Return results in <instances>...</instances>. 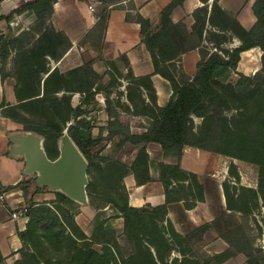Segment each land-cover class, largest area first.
<instances>
[{
    "label": "trees",
    "instance_id": "16d2710c",
    "mask_svg": "<svg viewBox=\"0 0 264 264\" xmlns=\"http://www.w3.org/2000/svg\"><path fill=\"white\" fill-rule=\"evenodd\" d=\"M53 1L25 0L8 12L0 13V19L6 22V29L0 30V74L15 76L13 92L16 98L15 102L0 100V108H4L9 118L22 123L25 130L41 135L50 158L58 155V141L63 130L67 129L68 135L88 162L85 188L89 199L92 198L98 173H102L109 184L123 188L125 196L121 201L115 197L109 199L113 214H105L101 210L94 213L88 235L75 220L78 202L66 192L51 189L47 184L37 185L34 176H24L15 184L7 185V189H21L23 202L18 206L26 207L25 226L17 229L22 243L17 250L19 257L9 264H168L166 256L171 252V245L178 246L186 238L174 229L169 219L165 225L160 223L167 210L166 203L174 199L168 188L170 178L188 180L184 196L191 198V201L186 202L189 206L194 204L195 199L203 200V185L194 172L183 170L178 163L158 161L155 166L160 169V179L165 186V203L149 206L150 209L130 205L121 179L132 171L138 181V174L146 169L147 144L158 145L165 155L177 159L185 145H193L253 163L257 168L256 188L239 185L235 197L225 188L226 207L245 213L258 205L264 207V0L254 1L252 9L256 21L249 29L241 25L232 10L218 5L217 0H213L209 13L207 5L193 12L195 20L190 30L182 21L173 23L165 8L159 11L157 19H149L137 11L126 13L127 19H135L140 24L139 39L151 54L155 72H162L161 63L171 59L173 52L196 46L200 49L193 77L181 70L176 71L175 76L165 74L170 81L171 92L162 105L155 103L150 75L135 77L136 83H144L151 101L146 105L143 100L140 101L138 86L127 93L133 110L145 111L150 117V124L144 132H129L118 124L117 114L112 108L106 107L108 126L121 133L120 142L127 140L142 144L130 166L112 154L102 152L99 144L101 132L94 133L92 130L97 125L96 116L94 113L93 116L89 114L97 109L98 102L94 94L99 85L94 86L95 81L88 78V85L84 87L87 71L93 70L90 61L66 71H60L56 66L51 68L47 62V55L58 58L71 44L64 31L54 28L48 32L40 31L32 37L27 48L22 46L15 51L13 69L9 71L6 68L11 53L10 45L17 35L11 24L15 13L26 10L30 15L43 18L51 13ZM177 1L181 3L183 0ZM105 10L99 13L100 26L104 23ZM199 11L203 12L201 20ZM206 18L211 31H214L211 33L226 31L230 36H236L240 43L230 48L219 47V50L204 46L206 50H202L205 43L202 41L209 39L206 36L207 28L204 32ZM198 22L200 26H197ZM194 32L196 39L191 40ZM221 37L224 38V35ZM60 39L65 40L63 49L50 50L49 47L56 48L59 45ZM209 41L215 43V47L223 43L220 40ZM253 46L262 49L260 68L250 74L237 71V77L229 80L231 72L237 68L240 52ZM112 67L119 70L116 63ZM128 71L131 69L128 68ZM74 76H77L83 87L67 86V79L71 80ZM73 91H79L82 95L74 106L71 95H68ZM53 110L59 112L60 120L53 115ZM194 115L201 117L199 124H194ZM97 159L104 161L103 167ZM179 189L182 186L178 188L177 195H180ZM35 191H53L55 198L37 202L32 197ZM118 216L123 217L122 233L132 241L126 255L120 251L119 236L112 224V218ZM234 237L233 240H225L230 245L239 246L237 250L247 255L249 264H264L261 247L252 249L244 234ZM95 243H99L100 248L94 247ZM163 247H167V250ZM177 249L181 254L178 264H206L186 255L185 249ZM253 250L258 253V259ZM233 253L225 248L213 257L221 261ZM171 262H177V258L173 257ZM0 264H8L1 251Z\"/></svg>",
    "mask_w": 264,
    "mask_h": 264
},
{
    "label": "crops",
    "instance_id": "0c3cea01",
    "mask_svg": "<svg viewBox=\"0 0 264 264\" xmlns=\"http://www.w3.org/2000/svg\"><path fill=\"white\" fill-rule=\"evenodd\" d=\"M104 1L105 0H98V2ZM126 1L127 0H114L106 5L105 19L103 25L99 29L101 33L99 38H101L100 41L105 45H109V50H98V48L93 45L94 41L92 40V35L94 38L95 32L98 31L99 13L92 12L93 9H89L88 6H82L81 2H84L83 0H56L52 9L51 21L56 30L65 32L71 44L63 51L60 57L52 59L50 65L51 68L56 66L60 71H66L81 65L83 63L81 54L85 53L83 55L87 56L86 61H90L93 70L98 71L103 68L104 74L102 83L99 84V80H96L94 83V86L100 85L99 89L94 94L98 106L93 112L96 119L99 121L96 122L97 125L94 126L92 130L94 133L98 131L101 132L102 139L99 144L102 151L112 154L116 159L130 166L142 144L132 143L127 140L120 142V138L122 137L121 133L115 132L113 128L108 126V112L106 107H111L113 111H115V109L111 106L108 93L102 90H104L103 88L106 84H109V79L111 77L110 73L113 68L112 64L116 63V65H118L119 61H124L125 63H123L122 67L118 65L120 70L127 72L128 68H130L134 76L149 74L151 84L154 88L155 103L162 105L168 99L171 92L170 81L165 74H172L175 76V72L181 70L190 77H193L196 71V62L200 58V49L196 46L188 50H179L177 53L173 52V57L171 59L164 60L161 63L160 67L162 72H155L151 54L145 44L139 39L138 33L140 24L135 19H127L125 17L126 13L131 12L133 14L137 11L149 19H157L159 11L165 8V11L169 14L173 23L182 21L185 23L187 29L190 30L195 20L193 12L198 7L207 5L209 13L213 0H183L181 3L177 0H132L133 5L131 6L126 5ZM254 1L255 0H217V3L223 8L232 10L241 25L249 29L256 21V16L252 9ZM5 5L6 3L1 5L3 10H0V13L8 12L10 9L17 6L18 3L9 4L7 9L4 8ZM206 27H211L207 18L204 32ZM5 29L6 22L0 19V30ZM81 37H84V43L77 45ZM237 40L239 39L237 38ZM202 42L207 43L205 39ZM239 43L240 40L235 45ZM84 44L89 47V50H83ZM79 46H82L83 49L79 50ZM261 50L259 46H253L241 51L236 70L250 74L259 69L261 66ZM120 81V86H124L128 88V90L125 89L123 93L124 107L116 111L118 124L128 129L131 133L144 132L150 124V117L145 111L137 112L133 110L132 101L127 93L133 90L135 86H138L141 88L140 101L143 100V104L146 105L151 103L146 92L147 89L143 82H133L129 77H122ZM74 93L75 92H72V94ZM6 95L7 101L15 102V96L12 93L9 92ZM98 95H100V97ZM79 101L80 100H78L77 103H79ZM76 104L72 103V105ZM0 120V133L4 135V132L13 126H6V122L12 123V121L3 109L0 111ZM0 150H2L1 153L4 157L10 156V153H7L5 145ZM146 151L148 154L146 169L144 172L138 174V181L132 171L127 172L121 179L126 189L128 203L138 207L148 205L155 206L165 203L166 190L160 179V169L155 166V163L158 161L169 164L178 163L183 170L192 171L197 175L199 182L203 185L204 198L203 200L195 199L194 204L191 206L186 205V202L191 201V198H187L181 194L177 195V190L181 186L182 188H186L188 180L170 178L168 188L171 189L170 194L174 195V199L166 203L167 210L160 223L165 225L167 219H169L176 231L182 235H186V233L194 229L195 226L212 220L215 217V213L208 203L209 194L201 179L202 169L206 167V161L201 160V158L203 155H206L205 153L208 151L199 149L193 145H185L179 159L174 156L165 155L158 148V145L147 144ZM1 163L2 161H0V164ZM24 164L25 162H23L21 168ZM217 165V161L212 159L211 167L213 166V168H216ZM27 173L28 172H22L20 169L19 172L9 175L8 172L0 170V180L6 185L15 184ZM7 197L12 198L14 204H10L8 200H6L5 203H0V251L5 257V261L9 264L14 258L19 257V252L17 250L21 247L22 243L17 235V229L24 228L25 220L24 217L13 218L11 216V211H9V208L12 209L20 202H23L21 189L17 187H14L12 190L9 189V195ZM32 197L37 202L48 201L55 198V193L53 191H35L32 193ZM75 220L82 230L89 235L92 224L80 221L79 213L75 214ZM116 222L117 227H120L122 231L123 217H116ZM175 255L181 254L177 249V245L172 244L171 252L166 256V260L170 261ZM38 264L44 263L40 262Z\"/></svg>",
    "mask_w": 264,
    "mask_h": 264
},
{
    "label": "rangeland",
    "instance_id": "374dc122",
    "mask_svg": "<svg viewBox=\"0 0 264 264\" xmlns=\"http://www.w3.org/2000/svg\"><path fill=\"white\" fill-rule=\"evenodd\" d=\"M56 0L53 1V5ZM84 2H81L82 6H88L90 3H93L94 9L92 12L100 13L102 9L106 8L107 4L110 1L114 0H105L104 2H98V0H83ZM117 1V0H116ZM22 0H1L0 1V10H3V7L1 5L3 3H6L4 6L5 9H7V6L9 4L18 3L21 4ZM132 0H127L126 5L131 6L133 5ZM17 5V6H18ZM52 5V6H53ZM89 8V6H88ZM90 9V8H89ZM200 20L202 19L203 12L199 11ZM52 17V11L49 15H46L43 18L35 17L33 15H30L27 13L26 10H23L19 13H15L14 19L12 21V26L15 30L16 38L10 45L11 53L9 55V62L6 65V68L11 71L14 64L15 59V51L19 48L24 46V48H27L29 46V42L31 41L32 37L34 38L36 34H38L40 31L45 30V32H48L49 30H52L53 28L56 30L55 26L53 25L51 21ZM197 26H200L199 22L196 23ZM101 28L100 24L98 26V31L95 32V36L92 40L93 45L98 48V50H109V45L104 44L102 41H100L101 38L99 29ZM208 30V33H206V36L213 41H222L221 45H217V47L214 46L215 43H212L207 39V43L201 47L202 50H206L204 46H209L210 50H219V47L224 48H230L233 47L235 44L238 43L239 40H237L236 36H230L226 31L224 33H211L214 31H211L210 27H206ZM23 30V31H22ZM22 31V32H21ZM94 34V33H93ZM219 34V35H216ZM224 35V38L221 37V35ZM194 37L191 38V40H195L196 35L195 32L193 34ZM83 38L81 37L78 40V44H83ZM65 44V40L59 41V45L56 48L49 47L51 50H61L63 49V46ZM83 50H89L88 46L84 44ZM85 53L81 54V60L83 62H86L87 56L83 55ZM262 54V50H261ZM52 59L51 56L47 55V62L50 65V62ZM124 61H119L118 65L122 67ZM47 64V63H46ZM261 64V62H260ZM48 66V65H47ZM237 71H232L229 80H234L237 77ZM88 76L84 80H91L96 81L99 80V84L102 83V77L104 74L103 68L99 69L98 71L95 70H88L87 71ZM133 73L130 71L124 72L122 70H116L115 68H112V71L110 73V79L109 84H106L103 88L106 93H108V98L110 99L111 106L114 107L115 113L116 111L121 110L124 107L123 104V97H124V90H128V88L124 86H120L119 83H121L120 79L122 77H129L130 80H137L136 76H131ZM91 78V79H90ZM14 80L15 76L9 75V76H2L0 74V100L7 101V93H12L14 95ZM67 86L72 88H79L83 87L79 82L77 76H74L71 80L67 79L66 81ZM88 85V81L85 82V86ZM100 86V85H99ZM134 89V88H133ZM141 91V88H140ZM74 94L69 93L68 95H71V102L73 104H76L78 100L82 98V95L79 91H73ZM147 94L148 91L146 90ZM61 93V92H60ZM59 93V94H60ZM15 96V95H14ZM100 97V95H98ZM16 100V98H15ZM74 106V105H73ZM4 109L3 107L0 108V111ZM53 115L60 120V114L58 111L53 110ZM90 116H93V112L89 114ZM194 124H199L201 122V117L194 115L193 116ZM12 123H7L6 126L9 125L13 126L7 129L4 132V135L0 133V149L6 146L7 153H10L9 157H4L1 153L2 150H0V161L2 163L0 164V170L4 172H8L9 175L15 174L17 172L24 171L23 162H25L24 153H18L14 151L13 146L17 144L16 141L12 140V134H26L27 132L33 133L37 135L42 142V145L44 147V139L41 135L32 132L31 130H25L23 128V124L18 122L17 120H12ZM96 122L99 121L98 119L95 120ZM1 123V120H0ZM13 124V125H12ZM5 142V143H4ZM60 143V140L58 141ZM58 143V144H59ZM3 145V146H2ZM101 148V147H100ZM45 149V148H44ZM46 151V150H45ZM54 149H52V152ZM104 152V151H102ZM47 153V152H46ZM105 153V152H104ZM53 154V153H52ZM206 155H203L201 160L206 161V167H202L201 172V179L203 180L204 186H206V189L209 194L208 203L212 209V211L215 213V217L208 221L204 222L198 226H195L194 229L186 233L185 240L180 243V245L177 246V248L185 249L184 253L186 255H189L190 257L198 258L202 262H205L206 264H249L247 262L248 257L245 253L237 250L239 246L230 245L225 238H229L233 240L235 235L244 234L247 236V240L249 244L253 247L252 249L256 247H261L263 253V243H264V207L261 205H258L257 207H252V210L250 212H238L232 209H228L226 207V199H225V188L227 191L233 195V197L236 196V192H238L237 187L239 185H245L256 188L257 186V168L253 163L244 161L242 159L234 158L222 153H217L213 151H208L205 153ZM48 156V155H47ZM49 157V156H48ZM212 159L216 160L218 165L216 168H213L212 165ZM97 162L102 165L103 167V160L97 159ZM36 171H33L32 173H27L25 176H36ZM88 177V173H87ZM33 186V185H32ZM14 187L10 188L12 190ZM32 188V187H31ZM55 189L61 190L60 187H56ZM181 195H186L185 192H187L186 188L179 189ZM125 196V191L123 188L115 186L114 184H109L107 180L105 179L104 175L101 173H98L96 184L93 187V193L92 198H88L87 191H86V197L84 200H76L79 204L78 212L79 213V220L85 223L92 224L93 222V215L94 213L101 210V212H104L105 214H113V208L110 204L109 199L111 197L118 198L119 201H121ZM10 204H14V201L12 198L7 197L6 198ZM10 200V201H9ZM104 206V207H103ZM84 208V209H82ZM145 208L150 209L149 205L145 206ZM112 224L115 228L118 236H119V242H120V251L123 255H126L127 252H129L131 248L132 241L127 239L125 237V234L122 233L120 227H117L116 217L112 218ZM99 243H95L94 247L100 248ZM225 248L230 249L234 253L231 256H228L227 258L222 259L221 261H217V258L213 257L214 254H217L221 250H224ZM164 250H167V247H163ZM254 256L258 259V253L254 250L252 251ZM179 254V253H176ZM175 258H177V262H171L167 261L168 264H178L179 258L181 255H175Z\"/></svg>",
    "mask_w": 264,
    "mask_h": 264
},
{
    "label": "water",
    "instance_id": "95a60500",
    "mask_svg": "<svg viewBox=\"0 0 264 264\" xmlns=\"http://www.w3.org/2000/svg\"><path fill=\"white\" fill-rule=\"evenodd\" d=\"M15 137L21 145L13 149L24 153V171L28 173L36 171L37 185L47 184L51 189L61 186V190L74 199H85L88 162L68 135L66 128L60 138L58 155L54 158L47 156L41 139L37 135L27 132L16 134Z\"/></svg>",
    "mask_w": 264,
    "mask_h": 264
},
{
    "label": "built area",
    "instance_id": "2783aa9c",
    "mask_svg": "<svg viewBox=\"0 0 264 264\" xmlns=\"http://www.w3.org/2000/svg\"><path fill=\"white\" fill-rule=\"evenodd\" d=\"M88 6L90 9H94L93 3H90ZM78 49L82 50L83 47L79 46ZM8 195L9 189H7V185L0 180V203H5ZM25 210V206H18L17 204L11 209V216L13 218L24 217V220L26 221V217L24 216Z\"/></svg>",
    "mask_w": 264,
    "mask_h": 264
},
{
    "label": "bare ground",
    "instance_id": "6f19581e",
    "mask_svg": "<svg viewBox=\"0 0 264 264\" xmlns=\"http://www.w3.org/2000/svg\"><path fill=\"white\" fill-rule=\"evenodd\" d=\"M15 136H16V134L15 135L14 134L12 135V137H13L12 139L17 142V144H15L14 147L21 145L20 142H19V140H18V138H16ZM58 187L61 188V186H58Z\"/></svg>",
    "mask_w": 264,
    "mask_h": 264
}]
</instances>
